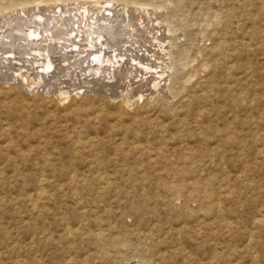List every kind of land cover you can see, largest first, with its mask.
Masks as SVG:
<instances>
[{
  "label": "rangeland",
  "instance_id": "1",
  "mask_svg": "<svg viewBox=\"0 0 264 264\" xmlns=\"http://www.w3.org/2000/svg\"><path fill=\"white\" fill-rule=\"evenodd\" d=\"M0 27V264H264V0H0Z\"/></svg>",
  "mask_w": 264,
  "mask_h": 264
},
{
  "label": "bare ground",
  "instance_id": "2",
  "mask_svg": "<svg viewBox=\"0 0 264 264\" xmlns=\"http://www.w3.org/2000/svg\"><path fill=\"white\" fill-rule=\"evenodd\" d=\"M63 14V13H62ZM61 14V15H62ZM82 14V13H81ZM111 14V13H110ZM64 16V15H63ZM70 16V15H69ZM105 21V20H104ZM80 22V21H79ZM109 22V21H108ZM36 23V22H35ZM105 23H107V22H105ZM43 24V23H42ZM95 24V23H94ZM97 24V23H96ZM95 24V25H96ZM61 25V24H60ZM37 26H39V25H37ZM41 26V25H40ZM27 27V26H26ZM44 27V26H43ZM58 27H59V25H58ZM70 27V26H69ZM1 28V27H0ZM45 28V27H44ZM54 28V27H53ZM91 28V27H90ZM105 28H106V26H105ZM41 29H42V27H41ZM59 29V28H58ZM53 30H55V29H53ZM73 30V29H72ZM92 30V29H91ZM46 31V30H45ZM44 31V32H45ZM69 31V30H68ZM37 32H38V30H37ZM81 32V31H80ZM91 32V31H90ZM93 32V31H92ZM3 33V32H2ZM28 33V32H27ZM46 33V32H45ZM44 33V34H45ZM78 33H79V31H78ZM82 33H84V32H82ZM97 33V32H96ZM4 34V33H3ZM33 34V33H32ZM77 34V33H76ZM92 34V33H91ZM34 35V34H33ZM47 35H49L48 33H47ZM105 35V34H104ZM42 36V35H41ZM46 36V35H45ZM44 36V37H45ZM88 36V35H87ZM95 36V35H94ZM23 37H25V36H23ZM37 37H38V34H37ZM47 37V36H46ZM39 38V37H38ZM41 38V37H40ZM39 38V40H41ZM68 38V37H67ZM84 38V37H83ZM95 38V37H94ZM128 38V37H127ZM26 38H24V40H25ZM28 40L30 39V38H27ZM33 39V38H32ZM75 39V38H74ZM77 39H79L78 37H77ZM90 39H93V37L92 38H90ZM116 39V38H115ZM129 39V38H128ZM46 40V39H45ZM80 40V39H79ZM98 40H100L99 38H98ZM117 40V39H116ZM33 41V40H32ZM55 41V40H54ZM68 41V40H67ZM31 42V41H30ZM39 42V41H38ZM90 42H91V40H90ZM97 42V41H96ZM106 42V41H105ZM130 42V41H129ZM41 43V42H40ZM50 44V42L49 41H47V44ZM63 43V42H62ZM101 43V42H100ZM103 43V42H102ZM115 43V42H114ZM28 44V43H27ZM30 44H32V43H30ZM35 44V43H34ZM56 44V43H55ZM60 44H61V42H60ZM66 44V43H65ZM70 44V43H69ZM67 45V44H66ZM65 45V46H66ZM94 45V44H93ZM95 45H97V44H95ZM51 46V45H50ZM84 46V45H83ZM19 47V46H18ZM22 47V46H21ZM37 47V46H36ZM46 47V46H45ZM95 47V46H94ZM2 48V47H1ZM27 48V47H26ZM25 48V49H26ZM41 49H42V47H40ZM48 48V47H47ZM55 48V47H54ZM57 48H59V47H57ZM41 49H39V50H41ZM68 49V48H67ZM91 49V48H90ZM3 50V49H2ZM5 50V49H4ZM13 50V49H12ZM23 50V49H22ZM69 50V49H68ZM62 51V50H61ZM87 51V50H86ZM89 51V50H88ZM87 51V52H88ZM0 52H2V51H0ZM10 52V51H9ZM70 52V51H69ZM73 52V51H72ZM76 52V51H75ZM86 52V53H87ZM5 53V52H4ZM40 53V52H39ZM108 53V52H107ZM44 54V53H43ZM64 54H65V52H64ZM97 54V53H96ZM32 55V54H31ZM41 55V54H40ZM108 55V54H107ZM115 55V54H114ZM2 56V55H1ZM5 56V55H4ZM42 56V55H41ZM61 56H62V54H61ZM70 56V55H69ZM73 56V55H72ZM99 56V55H98ZM103 56V55H102ZM8 57H10V56H8ZM14 57V56H13ZM12 57V58H13ZM32 57V56H31ZM64 57V56H63ZM89 57V56H88ZM97 57V56H96ZM5 58V57H4ZM12 58H10L9 60H11ZM15 58V57H14ZM19 58V57H18ZM56 58V57H55ZM65 58V57H64ZM71 58V57H70ZM95 58V57H94ZM5 59H8L7 57L5 58ZM29 59V58H28ZM27 59V60H28ZM69 59V58H68ZM75 59H77V58H75ZM13 60V59H12ZM24 60V59H23ZM82 60V59H81ZM80 60V61H81ZM87 60V59H86ZM93 60V59H92ZM39 61V60H38ZM37 60H36V62H38ZM71 61V60H70ZM75 61H77V60H75ZM85 61V60H84ZM122 61V60H121ZM18 62H19V60H18ZM41 62V61H40ZM69 62V61H68ZM105 62V61H104ZM104 62H103V64H104ZM2 63H3V61H2ZM7 63V62H6ZM12 63V62H11ZM26 63V62H25ZM58 63V62H57ZM79 63V62H78ZM107 63V62H106ZM116 64H118V61H116L115 62ZM125 63V62H124ZM128 63V62H127ZM19 63H17V61L16 62H13L12 63V67H14V68H16V66L18 65ZM24 64V63H23ZM34 64V63H33ZM41 64H42V62H41ZM59 64V63H58ZM74 64H75V62H74ZM73 64V65H74ZM80 64V63H79ZM102 61L100 60V58H97L96 59V61H94L93 62V66H94V68H92L94 71H93V73H91L92 75L93 74H95L96 76V78H91V80H95L96 82L98 81V79L100 78V74H101V72L103 71L101 68L103 67L102 65ZM133 64V63H132ZM135 64V63H134ZM6 65V64H5ZM76 65V64H75ZM107 65V64H106ZM105 65V66H106ZM112 65V64H111ZM129 64H127V66H128ZM29 66V65H28ZM118 66V65H117ZM134 66H136V65H134ZM138 66V65H137ZM11 67V65H9V64H7L6 66H4V69H9V68H12ZM111 66L109 65V68H110ZM113 67V66H112ZM131 67H132V65H131ZM27 68H29V67H27ZM42 72L43 73H45V75H48V74H52V72L50 73V70L53 68V70H56L57 68H55L53 65H51V64H46V65H44V66H42ZM55 68V69H54ZM68 68V67H67ZM72 68H73V66H72ZM88 68H90V66L88 67ZM114 68V67H113ZM140 68V67H139ZM26 69V68H25ZM30 69V68H29ZM33 69V68H32ZM41 69V68H40ZM117 69V68H116ZM116 69H115V71H116ZM135 69H138V68H135ZM1 70H3V69H1ZM19 70H20V68H19ZM39 70V69H38ZM67 70V69H66ZM133 70V69H132ZM9 71H10V69H9ZM40 71V70H39ZM136 71H138V70H136ZM3 72V71H2ZM30 72V71H29ZM36 72V71H35ZM38 72V71H37ZM41 72V71H40ZM66 72V71H65ZM1 73V72H0ZM115 72L113 71L111 74H109V76L107 77V78H109V79H111V78H115V76L117 75H115L114 74ZM8 74V73H7ZM34 74H36V73H34ZM75 74V73H74ZM132 74V73H131ZM21 75V74H20ZM31 75H32V72H31ZM36 75H39V73L38 74H36ZM35 75V77H37ZM45 75H42V74H40V76H39V78H40V80H43V77L45 76ZM1 76H3V75H1ZM52 76V75H51ZM124 76V75H123ZM16 77V76H15ZM106 77V76H105ZM18 78V77H17ZM47 78V77H46ZM48 78H50V77H48ZM77 78V77H76ZM88 79V78H87ZM4 80L6 81V79L4 78ZM10 80V79H9ZM12 80H14L13 78H12ZM17 80V79H16ZM51 80V79H50ZM89 80V79H88ZM100 80V79H99ZM102 80V79H101ZM114 80V79H113ZM120 80V79H119ZM25 81V80H24ZM90 81V80H89ZM88 81V82H89ZM126 81V80H125ZM92 82V84H93V81H90V83ZM96 82H94V83H96ZM145 82H147V81H145ZM76 83V82H75ZM79 83V82H78ZM82 83V82H81ZM86 83V82H85ZM116 83V82H115ZM114 83V84H115ZM119 83V82H118ZM121 83V82H120ZM125 83V82H124ZM138 83V82H137ZM140 83V82H139ZM91 84V85H92ZM89 85V84H88ZM118 85V84H117ZM116 85V86H117ZM126 85V84H125ZM87 86V85H86ZM128 86V85H127ZM140 86H143V85H140ZM81 88V87H80ZM93 88V87H92ZM111 88V87H110ZM138 90V89H137ZM140 90V89H139ZM89 91V90H88ZM60 95H62V94H60Z\"/></svg>",
  "mask_w": 264,
  "mask_h": 264
}]
</instances>
